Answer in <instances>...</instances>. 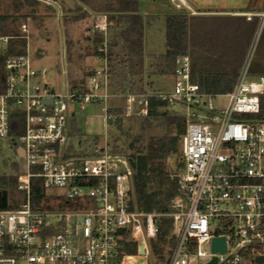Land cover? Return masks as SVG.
<instances>
[{
    "label": "built area",
    "instance_id": "1",
    "mask_svg": "<svg viewBox=\"0 0 264 264\" xmlns=\"http://www.w3.org/2000/svg\"><path fill=\"white\" fill-rule=\"evenodd\" d=\"M170 2L176 9L185 6L183 0ZM232 16L248 23L257 19V26L232 90L221 95L202 93L191 83L187 57L175 61L171 93L135 88L114 93L103 22L90 28L91 35L104 38L101 65L88 73L83 87L64 85L55 94L48 74L32 70L26 48L7 56L10 38L0 37V175L13 177L16 202L12 211L0 210V264H119L138 258V243L151 256L160 220L172 223L173 246L169 254L155 256L157 264L264 259V123L254 119L264 95V10ZM25 23L17 38L24 42ZM151 98L178 106L185 120L182 169L174 176L168 214L136 208L127 164L112 156L105 141L86 150L80 144L77 153L70 142L74 110L122 100V118L142 119ZM221 100L224 106L213 105ZM107 109L106 124L117 120ZM19 121L20 135L14 136ZM32 180L45 192L38 208L32 207ZM216 238L225 240L222 254L211 250ZM131 249L134 255L127 253Z\"/></svg>",
    "mask_w": 264,
    "mask_h": 264
},
{
    "label": "trees",
    "instance_id": "2",
    "mask_svg": "<svg viewBox=\"0 0 264 264\" xmlns=\"http://www.w3.org/2000/svg\"><path fill=\"white\" fill-rule=\"evenodd\" d=\"M5 1L10 2L11 12L0 15V37L10 38L6 47L7 56L21 54L25 47L24 42L17 39L21 24L27 19L49 18L54 15V9L50 4L58 6L65 14L62 18L65 25L78 23L85 18L92 21L101 17L119 22L132 20L135 27L134 50L138 54H143L145 50L147 28L155 22H162L165 53L158 59L154 69L150 66L151 72L145 68V77L153 74L172 76L176 59L187 57L191 83L197 85L202 93L210 95L227 94L232 90L257 26V19L248 23L242 17L206 15L212 12H199L197 16L177 13L161 18L143 17L138 11L140 0H69L71 7L66 4V0ZM86 32L88 37L85 40L92 47V55L97 58L104 57L102 53L104 38L91 35L90 30ZM128 53L125 33L115 34L111 39L107 57L112 91H122L128 75L131 76V72L135 70V63L136 68L141 67L142 59H138V62L126 60L125 55ZM87 76L88 74H85L80 81L72 82L70 87L72 89L83 87ZM118 101L124 104L122 100ZM107 114L117 116V120L110 124L122 133L120 127L122 109L119 106L114 108L109 106ZM254 119L264 123V95L259 98V113ZM139 130H161L163 135L161 138L150 137L145 142L136 138L125 149L112 145L110 152L112 155L120 156L127 164L136 208L147 214H168L169 205L175 196L174 176L182 169L180 143L185 135V120L180 110L172 108L166 102L151 98L148 115L141 119ZM79 134L73 121L70 137ZM12 135H20V121L13 128ZM170 158H175L171 169L167 163ZM3 166L5 168L6 163L3 162ZM13 168L15 169L14 165ZM30 195L32 207L38 208L45 197L39 180L31 181ZM15 203L13 177L3 173L0 175V210L12 211ZM171 226L169 220L158 221V236L155 239L157 244L167 246L169 249L173 246V239L170 237ZM153 252L156 256L163 254L160 248Z\"/></svg>",
    "mask_w": 264,
    "mask_h": 264
},
{
    "label": "rangeland",
    "instance_id": "3",
    "mask_svg": "<svg viewBox=\"0 0 264 264\" xmlns=\"http://www.w3.org/2000/svg\"><path fill=\"white\" fill-rule=\"evenodd\" d=\"M44 2L48 3L47 1ZM66 4L69 7L72 6L69 0H66ZM191 4L204 10L208 9L229 14L247 11L259 14L264 10V0H201L199 2L191 0ZM50 6L54 9V15L49 18H36L25 23L27 34L25 35L26 41L23 42L32 70L48 74L51 80L50 87L55 94H60L64 85L70 86L72 82L80 81L94 67L101 65V62L92 55V47L85 40L88 37L86 30H90L93 21L85 18L78 23L65 25L62 23V18L65 14L60 11L58 6L52 4ZM181 9L183 7L176 9L170 0H140L138 6L139 13L144 12L159 18L174 14L176 13L175 10L185 11ZM5 12L8 14L11 12L10 2L0 0V15ZM113 33L111 31L110 39L115 35ZM115 53H117V50H115ZM164 53L165 42L162 22H155L145 32L144 55L137 53L133 60L135 61L137 58L143 60L142 68L138 70L140 78H136L135 82L132 78L126 79L122 91L131 88L141 90L143 84H145L146 90L150 93H171L174 85L173 76L153 74L148 78L145 77V68L148 69L147 71H150V66L154 69L159 61L158 59ZM125 58L127 60L129 54H126ZM113 92L120 93L115 90ZM224 104L225 100H221L213 105L216 107L219 105L224 106ZM109 106L113 108L119 106L122 110L124 109V104L119 103L118 100H111L106 107L104 105H87L83 110H74V122L80 133L78 136L71 138L70 141L74 145V152H79L80 144L83 146L82 149L86 150L87 148L90 149L94 142L105 141L109 148L112 145H116L120 149H125L136 138H140L141 141L145 142L150 137H162L163 131L161 130L140 131L139 123L141 119L129 117L122 118L120 125L122 133H119L110 122L106 124L103 121L105 111ZM179 109L180 111L182 110L177 106L176 110ZM112 156L121 158L118 155ZM5 158L8 161H15L13 154L10 152H6ZM174 162L175 158L168 159L167 163L170 169L173 168ZM19 165L20 169H22V163L19 162ZM150 248L151 256L147 258L148 264H157L156 254H154L153 250L160 248L162 255L169 254L171 250L167 246L157 244L155 240L150 241ZM204 250L206 251L207 248L204 247ZM130 252L133 253L134 249H131Z\"/></svg>",
    "mask_w": 264,
    "mask_h": 264
},
{
    "label": "crops",
    "instance_id": "4",
    "mask_svg": "<svg viewBox=\"0 0 264 264\" xmlns=\"http://www.w3.org/2000/svg\"><path fill=\"white\" fill-rule=\"evenodd\" d=\"M197 2L201 1V0H196ZM184 2V7L183 9L181 10H185V11H180V10H175L176 13L174 14H177V13H189L191 16H197L199 12H212V13H207L206 15H209V16H223V15H232V14H228V13H223V12H217V11H212V10H204V9H201L197 6H193L191 4V0H183ZM215 12V13H214ZM143 17H153L147 13H144V12H141L140 13ZM103 22L106 27H107V34H106V38H105V47H106V51H107V54L109 53V48H110V45H111V39H110V33L111 31H113L114 33L113 34H117V33H125V37H126V41L128 43V47H129V58L130 60H134L135 56L137 55V53L135 52L134 50V23L132 20H122V21H117V20H110V19H107V18H95L94 21H93V24L94 23H101ZM92 24V25H93ZM144 55V54H143ZM145 57V56H144ZM138 59H135V62H138ZM142 65H143V60H142ZM142 65L141 67H137L136 68V63H135V70L134 72L132 73L131 72V76L128 75L129 77L127 78L128 79H131L134 80V82L136 81V78L139 79L140 78V72L138 73V70H140L142 68ZM133 74V75H132ZM142 79V78H141ZM145 89L146 90V85L143 84V87L141 89V91ZM140 90V89H139Z\"/></svg>",
    "mask_w": 264,
    "mask_h": 264
},
{
    "label": "water",
    "instance_id": "5",
    "mask_svg": "<svg viewBox=\"0 0 264 264\" xmlns=\"http://www.w3.org/2000/svg\"><path fill=\"white\" fill-rule=\"evenodd\" d=\"M159 1V0H153ZM21 156V155H19ZM211 250L214 253L222 254L225 252V240L223 238H216L212 240L211 243ZM138 258H126L120 261L119 264H147V258L149 257V253H144L143 247L141 243H138V251H137ZM215 260H212L210 264H214ZM264 259L260 258L256 260V264H263Z\"/></svg>",
    "mask_w": 264,
    "mask_h": 264
}]
</instances>
